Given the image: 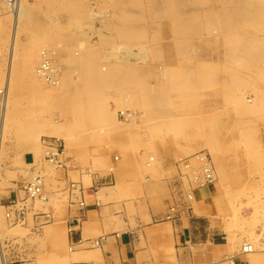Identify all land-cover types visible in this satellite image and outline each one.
<instances>
[{"label":"rangeland","instance_id":"obj_1","mask_svg":"<svg viewBox=\"0 0 264 264\" xmlns=\"http://www.w3.org/2000/svg\"><path fill=\"white\" fill-rule=\"evenodd\" d=\"M6 2L1 244L27 237L35 246L22 231L33 219L17 224L16 213L52 212L58 235H46L37 261L56 264L71 253L63 214L78 175L85 188L95 176L147 186L153 199L176 180L193 186L204 156L215 174L207 206L231 255L219 264H264V0H23L19 17ZM47 60L52 76L41 69ZM46 139L61 141L63 167L46 159ZM37 177L46 201L23 192ZM244 244L257 251L243 253Z\"/></svg>","mask_w":264,"mask_h":264},{"label":"crops","instance_id":"obj_2","mask_svg":"<svg viewBox=\"0 0 264 264\" xmlns=\"http://www.w3.org/2000/svg\"><path fill=\"white\" fill-rule=\"evenodd\" d=\"M77 178L79 194L68 192L69 206L63 214L69 230L65 242L71 253L56 264H219L231 257L222 242L223 226L207 206L205 188L195 190L176 180L165 185L164 194L151 199L147 186L132 183L123 187L113 179L109 185L107 179L95 176L85 188L82 174ZM65 180H69L68 172ZM189 192L192 200L186 197ZM19 194L11 191L9 199L17 202ZM51 213L29 216L26 211L17 212V224L33 219L35 226L22 231L35 235L36 245L27 237L18 244L17 237L4 246L0 242V264H39L38 245L46 235L55 238L59 231ZM250 260L237 257L234 264H251Z\"/></svg>","mask_w":264,"mask_h":264},{"label":"built area","instance_id":"obj_3","mask_svg":"<svg viewBox=\"0 0 264 264\" xmlns=\"http://www.w3.org/2000/svg\"><path fill=\"white\" fill-rule=\"evenodd\" d=\"M15 1L17 0H8L9 4H13ZM50 65V63H49ZM49 68H45L43 70V74L45 76H49V74L52 76L53 72H51V65L48 66ZM53 71V69H52ZM49 81V79L47 80ZM43 147L45 149V155H46V159L52 163L53 165H55L56 167H63V163L61 162V157L63 155V149H62V143L60 140L58 139H46L43 142ZM198 158L203 159L200 160L203 163V168H201L200 173H194V178L192 181V185L194 187L195 190H200V189H204L205 187H208L209 185H211L214 182V171L211 167L210 162L207 160L206 157L204 156H199ZM199 160V159H198ZM206 163L208 165H206ZM188 167V166H185ZM209 168V172L210 174H208L209 172H206ZM213 173V176H212ZM76 186L72 185V189H75ZM24 192L26 193L27 197L29 199L32 200H44L46 201L45 198H43L42 196V191H43V185H42V179L40 177L35 178L34 181H32L31 183L27 184L26 186H24L23 188ZM188 199L192 200L193 196L191 194H188ZM82 206H84L82 204ZM172 212L174 213V210L172 209ZM70 232H72V230H70ZM258 238H259V250L260 252H264V220L262 225H260L259 229H258ZM248 245V252L251 253L253 250L254 252L257 251V249H255L254 245Z\"/></svg>","mask_w":264,"mask_h":264},{"label":"bare ground","instance_id":"obj_4","mask_svg":"<svg viewBox=\"0 0 264 264\" xmlns=\"http://www.w3.org/2000/svg\"><path fill=\"white\" fill-rule=\"evenodd\" d=\"M6 3H8V5H9V7H11L12 8V11L11 12H14L15 13V15L17 16V17H19V16H21L22 15V11H21V9H22V6H23V0H17L16 2H14V4H9V2H6ZM7 12H8V10H7ZM7 12H5V13H7ZM11 12H9V13H11ZM4 13V14H5ZM24 15V14H23ZM44 65L42 66V68L41 69H47V68H49L48 66H50L49 65V62H48V60L46 61V62H44L43 63ZM52 70V69H51ZM6 90H7V92H5L6 94H5V97L3 98V100H4V105H7L8 106V104H9V95H10V80H8L7 81V83H6ZM4 91H2V93H3ZM1 94V93H0ZM2 96L0 95V103H1V100H2V98H1ZM6 106V107H7ZM4 111V110H3ZM5 112V111H4ZM3 113V112H2ZM6 113V112H5ZM2 115V114H1ZM5 115L6 114H4V115H2L1 116V120H0V136H3V134H4V131H5V127H6V118H5ZM173 210H174V213H175V211H176V209L175 208H173ZM243 253H245V254H250L249 252H248V245L247 244H244V247H243ZM252 253H254V250L251 252V254ZM231 264H234L233 262H231Z\"/></svg>","mask_w":264,"mask_h":264}]
</instances>
